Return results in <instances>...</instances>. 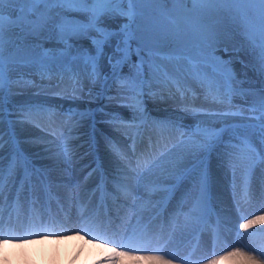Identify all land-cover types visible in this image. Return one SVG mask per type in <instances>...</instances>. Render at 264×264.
I'll list each match as a JSON object with an SVG mask.
<instances>
[{
  "label": "snow or ice",
  "instance_id": "obj_1",
  "mask_svg": "<svg viewBox=\"0 0 264 264\" xmlns=\"http://www.w3.org/2000/svg\"><path fill=\"white\" fill-rule=\"evenodd\" d=\"M220 7L240 21L258 66L264 72V0H0V245L11 240L23 246L28 236L43 240L46 233L58 240L62 231H68L62 227L57 230L56 218L50 211H46L45 218V213L34 207L37 184L32 182L33 174L43 184L42 170L31 167V162L16 147L15 133L10 131L6 139L4 132L5 90L11 91L12 74L23 65L36 67L41 77H50L56 72L62 81L67 78L73 96L85 91V81L93 86L100 85L95 93L97 97L115 86L116 96L110 99L119 98L126 102L124 106L133 109L132 122L122 126L135 128L137 135L141 127L149 124L142 98L146 91L156 96L158 93L153 89L157 87L169 92L175 89L186 98L191 91L189 81H194L202 89L206 102L224 109L220 112L203 106L192 107L191 111L210 118L198 120L189 127L152 121L161 139L165 131L179 134L178 142L171 147L167 146V140L164 141L163 151L157 150L159 141L153 144L151 137V151L140 155H136L134 146L130 156L113 142V151L123 161L114 179L116 191L126 201L131 199L136 210L120 218L119 231L109 232L112 221L97 223L98 209L89 214L87 209L81 208L82 226L76 234L83 231L93 240L105 241L98 246L101 249L99 257H92L94 264H177V261L180 264H198L199 261L204 264H264V227L250 231L253 226L264 225V203L259 208L261 214L241 212L234 221L223 215L222 210L215 211L209 191L207 160L219 148L225 150L233 174L234 194L239 189L238 211L242 201L251 200L256 167H264V88L258 92L240 91L233 84L234 75L213 53L212 38L203 20L206 14ZM117 20L123 22L115 27L107 23ZM14 30H18L23 40L6 42V33ZM43 33L52 36L60 47L42 48L38 42L28 39L35 37L39 41ZM169 39L182 44L179 54H162L159 42ZM82 41H87L90 47H85ZM6 43L11 46L7 55ZM172 60H182L183 70L170 71L164 61ZM105 62L107 73L103 71ZM126 67L127 73L124 72ZM87 94L91 97L93 89L89 88ZM236 94L251 95L254 99L247 108H241L232 102ZM43 114L50 116L51 109L29 108L20 116L22 122L31 123L35 115ZM86 114L74 113L73 117ZM229 117L232 121L239 118V122H229ZM217 120L223 126H217ZM14 123L8 121L10 127ZM36 126L41 127L39 122ZM6 146L9 151L7 167L4 163ZM63 154L71 159L67 140ZM21 171L24 176L17 188ZM185 182L191 187L182 192L174 210L165 215L168 201ZM260 184L264 198V177ZM8 185L12 186L10 194L15 190V201L8 204V223L13 220V212L19 221L25 186L32 195L31 199L25 197L29 201V212L25 217L27 223L20 221L23 236L4 227V202L8 199L4 192ZM141 187L143 194L135 196ZM157 194L160 199H154ZM145 211L150 213L147 220ZM104 215H108L106 205ZM213 215L216 219L211 229L212 246L208 250L200 246L196 233L209 224ZM156 220L160 223L154 231ZM177 232L195 237L194 244L189 241L185 245L189 251L181 252L172 246ZM233 233L235 240L229 244L225 237Z\"/></svg>",
  "mask_w": 264,
  "mask_h": 264
},
{
  "label": "bare ground",
  "instance_id": "obj_2",
  "mask_svg": "<svg viewBox=\"0 0 264 264\" xmlns=\"http://www.w3.org/2000/svg\"><path fill=\"white\" fill-rule=\"evenodd\" d=\"M69 85L70 84L68 82L64 84H60L57 87L48 84H43L41 86L34 87V89H32L33 91L30 92L26 91V93H24L23 95L25 96L27 102L41 103L43 105H51L49 108L53 109L52 106H54V104H56L59 101V99L62 98L66 99V96L67 98L75 97L71 95V88H68ZM16 90L13 89V92H15ZM65 90L67 91V93H65ZM8 95H10V91H8ZM64 95L65 97H62ZM96 100L100 101L98 97ZM115 100L116 99L103 100V103L106 104L109 102H114ZM178 101L179 100L173 99V97L166 99H153L151 101H148L147 105L150 106L149 112H151V117L148 116L149 124L146 127L140 128L139 135L136 134L137 130L135 128L130 129L128 127L122 126L123 125L122 123H116L108 119L104 121L101 117H99V120H103L107 124L108 128L99 127V123L94 117L92 118L90 117V119L86 118L84 120H81L80 122H74L72 120L69 121L68 123L65 122V126L68 129L76 130L75 132H69L64 134V136L62 137L63 140H60V142L63 141L60 143V146L63 147L61 149L62 151H64V141L67 140L68 149L71 153L70 160L68 157H66L63 154V152L60 153L58 152V149H56L57 144L55 143V141L57 140L54 139V137L52 136L55 134L53 133L52 131L53 129L50 127V124L49 125L46 124L47 126L41 125V127H36L31 125V123L27 121L17 122L16 120H14L15 123L12 125V127L13 130L15 131V135L20 141L19 144L21 146V149L23 151L27 149L31 154H33L38 159L39 162L37 163L41 168L46 167V169L50 173V177L49 176L48 177L51 179V182L52 180H55L56 177H59L61 180L60 184L57 185L56 183L52 182V185L54 186L55 189L58 187L61 190V192L66 194L70 192L69 180L74 178L81 180L82 178V175L80 174L79 171L81 166L79 165L84 163L87 160V157L90 156L91 151L89 152V148L91 144L90 141L92 142L91 139L92 136L90 138L89 135L91 134L92 131L96 129L99 132L98 134L97 132L94 134L95 137L94 139H95V143L99 144L101 149H106L107 143L105 142V140H107L111 146H113V142L119 145L122 149L127 151L130 156H131L132 148L134 146L136 149V155H140L141 153L151 151L150 139H149L151 137V142L153 144L159 141L157 150L163 151L165 150L164 141L167 140L168 141L167 146L171 147V145L173 144L171 141L174 139L175 134L174 132L171 131H165L163 133V139H161V134L157 130L153 129L151 125L152 121L169 122L168 115L169 117H172L173 119L179 121L181 125L185 127L193 126L198 121V119L196 120L194 118L195 116L189 114L188 106L182 105V103ZM63 104H65V106L73 107L74 109H77L79 111L91 109V106L96 105V103H89L87 100L81 98L63 100ZM166 104L171 106H169L168 108L160 107ZM124 105L125 104H123L122 106L123 110L130 109V107H126ZM130 113H132V111H130ZM156 113L157 115H155ZM115 114L117 113H114L113 115ZM163 114H166L167 116ZM202 117L204 119L210 118L209 116L206 115L204 116L203 114ZM59 121L60 120H58V122L54 124L55 125L54 128H59L60 125H62L61 121L60 124L58 125ZM215 122L217 123V126H223L220 124L218 120ZM229 122H239V118H237L236 121H232V119L230 118ZM5 124H6V120H5ZM18 129H21V131L19 132ZM107 129L116 132H111L112 136L108 134L106 135ZM8 133L9 132H6V135ZM18 135L20 137H18ZM133 141H135V145H133ZM34 142H36V145L32 144ZM224 151L225 150L223 148L217 149L211 154V156L207 160V167L210 176L209 191L210 194L213 195V200H212L213 208L215 209L216 212H221L222 210L223 215L231 217V219L234 221L238 219L241 212L248 214H261L259 212V208L261 204L264 203V198H262L261 196L262 189H261L260 179L264 177V167L262 166L256 167L251 184V193H252L251 200L248 203L242 201L240 205V211H238L236 206V199L239 198V189H237L236 194H234L233 174L231 169L229 168L227 157L224 154ZM103 152L105 153V151ZM5 153L6 151H4V154ZM108 155L110 156H107L106 153L103 154L104 161H106L105 166L107 167L108 172H104V177L101 179V181L107 184L108 186L112 185V187H114L111 190V193L109 194L110 196L109 201L118 203L120 207L119 213H121L120 216L125 217L131 211H135L136 208L132 207L133 201L131 199L126 201L122 195H119L117 193L115 188L114 179L116 177L117 169L123 167L122 165H119V163L123 164V161L119 160V158L116 156L114 151H110ZM117 160L119 163L117 162ZM5 162L6 160L4 161V163ZM7 164L8 161L5 163V167H7ZM22 179H23V175H20L19 173L17 179V188L19 187L20 180ZM33 183L37 184V188L34 193V197L37 199V203L34 205V207L37 209V211L45 213L46 212L45 208L48 207L47 210L50 211L53 215H55L57 213L55 207H60L61 205L63 209H65V211L67 212L65 214L70 216L71 214L74 213L73 210H70L73 209V207L70 208L69 203L65 202V197L61 198V200L59 201L60 204L57 203V201L55 200L52 194L47 196V201H46V198L44 196L45 191L47 189L51 191L52 189L45 187L46 185L40 184L38 180H33ZM11 187H12L11 185H8L5 188L4 196L6 198H9V194H10L9 189ZM190 187L191 186H189V188ZM50 188L52 187L50 186ZM178 192L179 194H175L174 198L169 201V208L171 209V211L174 210V205L179 200L183 191L182 189H179ZM29 193L30 190L28 189L27 186H25V189L23 190L21 196V205H22L21 211L23 213H25L26 211V214L29 212V201L28 199H25V197H29ZM142 194H143L142 187L136 190V192L134 193V195L137 197H139ZM11 197L12 200L15 201V190L11 192ZM156 198L160 199L159 194H157L154 197V199ZM4 208H7L6 211L8 212L9 210L8 199L4 202ZM148 214L150 213L148 211H145L144 213L145 219L147 216H149ZM13 216H16L15 212H13ZM248 218H251V215H248ZM71 220L75 222H79L77 218H72V216H70L67 221L69 222ZM134 222L135 221L133 219L132 223ZM117 223L118 224L121 223V219ZM69 224L73 225L72 222H69ZM213 224H215V220H213V218L211 217L209 224L207 226H204L202 229V234L206 235L205 237L207 240H211L213 238L210 228V226ZM259 227H264V225L253 226V228L250 229V231H255ZM66 229H68V231H62L60 238L58 240L46 236L45 239L43 240L40 239H33L31 241L28 240L23 244V246H21L19 243H16L18 244L17 246H10V245L7 246L4 244L0 245V264H24L25 260H31L33 261V264H49V262L51 261H60L61 264H83L84 260H88V264H94L92 257L93 256L97 258L99 257L101 249L98 246L101 243L97 241L85 240L83 236L77 237L79 234L77 235L75 230H73L71 226H69ZM14 233L19 236L24 235V233H16V232ZM184 235L185 233L181 234L180 232H177L174 237L173 244L182 240L184 238ZM30 237L32 236H28L27 238ZM205 237H203L202 240H200L201 243L204 242L203 239ZM225 239L229 244H231L235 240L234 233L232 235L226 236ZM66 254L68 255V257L65 256ZM47 255L51 256V258H47L46 257ZM61 255L63 257L58 258ZM201 264H204V262Z\"/></svg>",
  "mask_w": 264,
  "mask_h": 264
},
{
  "label": "rangeland",
  "instance_id": "obj_3",
  "mask_svg": "<svg viewBox=\"0 0 264 264\" xmlns=\"http://www.w3.org/2000/svg\"><path fill=\"white\" fill-rule=\"evenodd\" d=\"M169 7H171V5H169ZM122 22H123L122 20H117V21H108L107 23L110 26L115 27L118 23H122ZM203 23L207 26L210 32V35L212 38L213 53L219 59V61L223 62V64L227 66L228 70L234 75V81H233L234 86L237 87L240 91H243L245 93L258 92L260 89L264 88V72H262L260 67L258 66L257 60L255 58V53L252 50L251 45L246 38L244 28L242 24L240 23V21L234 18L233 14H230L229 12L223 10L222 7H220L219 10H213L210 13L206 14L204 17ZM28 39L31 42H38L42 48L55 49V48L60 47L58 44L55 43L54 38L50 36L48 33L41 34V36L39 37V41H36L35 37H29ZM5 40L6 42L8 40H11L15 43H20L23 40V38L18 35V30H14L10 33H6ZM81 43L85 47H90L87 41H82ZM159 46L161 48L162 54L164 55L179 54L182 48V44L179 41H174L171 39L159 42ZM10 48L11 46L6 43V55H7V51ZM164 63L167 64L170 71H176V69H180L182 71L185 66L182 60L179 62L175 60L164 61ZM103 71L105 73L108 72V67H107L106 62L104 64ZM127 71L128 69L126 67L124 69V72L127 73ZM56 75L57 74L53 72L50 77L49 76L41 77L39 71L34 66L21 65L17 67L16 71L12 74V83H11L12 90L10 91V95H8V90L7 89L5 90V100H4L5 117H6L4 118V120H6V124L4 122L5 134L6 132L13 130V127L12 126L10 127L8 124L9 120H13V121L16 120L17 122L22 121L21 116H20V113L22 111H26L29 108H36L38 106L50 109L47 105H42L41 103L27 102L23 94L26 93V91L27 92L33 91L32 89H34V87L41 86L43 84H48V85L57 87L60 84H64L68 82L67 78H65L62 81L61 78ZM17 80L21 82L16 83ZM25 81H27V83H25ZM189 84L193 92L190 91L186 98L182 97L179 93H176L175 89H173L172 92H169L167 89H161L159 87L154 88L153 91L158 93L156 96H152L149 92L146 91L142 99H143V107L146 108L147 110L146 111L147 117L149 115V107H150L149 105H147L148 101H151L153 99H166L170 97H173V99L179 100L178 102H181L182 105H187L189 108V111H188L189 114L195 116L194 118L196 120L197 119L201 120L204 118L202 117V114H198V113L191 111L190 109L192 107L199 108L203 106L204 108H211L213 111H220V112L224 111V109L221 108L220 106L214 105V104H211L205 101L204 93L197 83H195L194 81H189ZM68 88H71V86L69 85ZM84 88H85V91L83 93L78 94L75 97L67 98L66 96V99L62 98V97H65V95L62 97H59L62 99H59L58 101L59 103L57 102L56 104H54V106H52L53 109H51L50 116L48 114L35 115L34 122H31V125L33 126H36V122H39L40 125L50 124V127L53 129L52 131L55 134L52 136L54 137V139L57 140L55 141V143L57 144L56 149H58V152L60 153L63 152L61 150L63 147L60 146V143L63 141L60 142V140H63L62 137L64 136V134L76 131L73 129L71 130L68 129L65 126V122L68 123L71 120L74 122H80L81 120H84L86 118L90 119V117L91 118L94 117L98 121L99 127H102V128L104 127L108 128L107 124L104 122L106 119L114 121L116 123H122L123 125H126L132 122L133 109L132 108H130L131 110L122 109L123 104H126L125 101L119 98H116L114 102H109L106 104L103 103V100H111L110 97L116 96L115 86H113L110 91L106 90L104 95H101L98 97L99 99H102L101 101L96 100L97 96L95 94L97 91L100 90L99 84L93 86L85 81ZM89 88L93 89V97L92 96L90 97L87 94V90ZM13 89L15 90L17 89V90L13 92ZM161 92L162 94H160ZM65 93H67L66 90H65ZM76 98L85 99L89 103H96V105L91 106V109L79 111L77 109H74L73 107L65 106V104H63V100L76 99ZM253 99L254 98L251 95L236 94L232 97V102L235 106H238L241 108H247L252 103ZM169 106L171 105L166 104L160 107L168 108ZM116 107H119V108H116ZM69 110H72V112L70 113ZM130 111H132V113H130ZM81 112H84L87 114L84 115L83 117L79 115H74L73 118H70L71 116H73L74 113H81ZM114 113H117V114L113 115ZM120 113H123V114H120ZM155 115H157V113ZM163 115H166V114H163ZM99 117H101L104 121L99 120ZM114 117H116L117 119H113ZM58 120L62 122V125H60L59 128H54L55 126L54 124H56ZM60 121L58 125L60 124ZM176 124L181 125L179 123H176ZM18 131L20 132L21 129H18ZM111 131L112 130L107 129L106 134L111 133ZM96 132L97 134L99 133L95 129L94 131L91 132L89 137L91 138V136H93ZM171 132H174V131H171ZM174 134H175L174 139L171 141L172 143H176L179 140V134L176 132H174ZM18 137L20 136L18 135ZM92 139L95 140L94 138ZM32 144L36 145V142ZM94 145L97 147V144H94ZM100 150L102 153L103 151H105L106 155H108V153L110 152V149L108 148V146L106 149H100ZM72 154H75V153H72ZM90 158H91V155H90ZM119 165L123 166V164L121 163H119ZM186 187H189L188 182H185L184 184H182L179 189L183 188L184 190Z\"/></svg>",
  "mask_w": 264,
  "mask_h": 264
},
{
  "label": "clouds",
  "instance_id": "obj_4",
  "mask_svg": "<svg viewBox=\"0 0 264 264\" xmlns=\"http://www.w3.org/2000/svg\"><path fill=\"white\" fill-rule=\"evenodd\" d=\"M24 264H33V261L25 260ZM49 264H61V262L60 261H51V262H49ZM83 264H88V260H84ZM109 264H112V262H109Z\"/></svg>",
  "mask_w": 264,
  "mask_h": 264
},
{
  "label": "trees",
  "instance_id": "obj_5",
  "mask_svg": "<svg viewBox=\"0 0 264 264\" xmlns=\"http://www.w3.org/2000/svg\"><path fill=\"white\" fill-rule=\"evenodd\" d=\"M54 73H56V72H54ZM57 74V73H56ZM56 76H58V75H56ZM59 77V76H58Z\"/></svg>",
  "mask_w": 264,
  "mask_h": 264
}]
</instances>
